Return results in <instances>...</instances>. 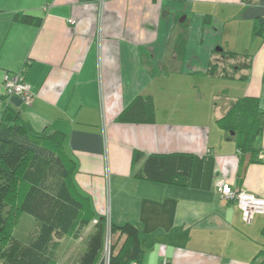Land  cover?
Segmentation results:
<instances>
[{"label":"crops","instance_id":"obj_1","mask_svg":"<svg viewBox=\"0 0 264 264\" xmlns=\"http://www.w3.org/2000/svg\"><path fill=\"white\" fill-rule=\"evenodd\" d=\"M18 13L42 22L17 21ZM259 15L264 0H0V108L17 111L36 133L65 134L74 182L96 214L132 221L142 240L154 241L141 264L264 261V214L245 223L216 189L225 180L264 197V131L251 162L218 124L228 104L264 94ZM218 48L248 54L239 59L252 67L235 78L208 74ZM21 70L31 105L5 95L4 74ZM140 95L148 118L117 121ZM136 151L144 157L133 163ZM152 153L192 154L189 184L139 178ZM95 223L82 241L54 238L57 264L81 257Z\"/></svg>","mask_w":264,"mask_h":264},{"label":"trees","instance_id":"obj_2","mask_svg":"<svg viewBox=\"0 0 264 264\" xmlns=\"http://www.w3.org/2000/svg\"><path fill=\"white\" fill-rule=\"evenodd\" d=\"M16 20L35 25L42 22L25 13H18ZM253 33L264 42V16L255 18ZM217 54L218 59L211 60L208 74L235 78L237 70L252 67V61L239 59L248 58V54L223 49ZM232 59L236 62L227 61ZM231 105V109L218 119V124L233 133L243 156L255 161L260 151L256 141L264 131V94L245 97ZM148 107L147 99L140 95L117 121H144L148 118ZM65 144L63 132L46 127L36 133L17 111L10 107L0 108V264H57L53 256L57 248L54 238H78L94 219L96 223L83 254L71 264H107L105 252L109 235L108 264H141L154 241L142 240L140 228L132 221L119 225L96 214L89 196L76 187L73 175L77 163L67 153ZM143 157L142 152L136 151L133 163ZM193 163L194 156L188 153H152L146 157L137 176L186 186L190 182ZM11 211L17 213L16 221L24 213L35 217L38 229L29 240L18 239L11 231L7 236L10 226L15 224L9 218ZM122 237L125 239L120 245ZM256 261L257 257L252 264H264V261Z\"/></svg>","mask_w":264,"mask_h":264},{"label":"built area","instance_id":"obj_3","mask_svg":"<svg viewBox=\"0 0 264 264\" xmlns=\"http://www.w3.org/2000/svg\"><path fill=\"white\" fill-rule=\"evenodd\" d=\"M70 22L73 23V20ZM3 84L6 96H19L23 103L31 105L34 100V93L25 78V70L5 73ZM216 189L222 198L232 201L238 206L245 223H251L257 214H264V197H260L244 189H235L230 182L225 180L217 181ZM110 245L111 238L109 235L106 240L105 252L107 264L109 263ZM162 264H169V262L164 258Z\"/></svg>","mask_w":264,"mask_h":264},{"label":"rangeland","instance_id":"obj_4","mask_svg":"<svg viewBox=\"0 0 264 264\" xmlns=\"http://www.w3.org/2000/svg\"><path fill=\"white\" fill-rule=\"evenodd\" d=\"M183 17V16H182ZM181 19V18H179ZM190 20H188L187 22L184 23V28L186 29L187 33L190 30ZM221 47V46H220ZM223 49V48H222ZM225 50V49H224ZM229 51V50H226ZM227 61H231V62H236V60H227ZM22 71V70H21ZM20 72V71H19ZM232 103L228 104L225 108L224 114L231 109V105ZM223 114V115H224ZM9 218L11 221H14L15 224L12 226H10L9 231L7 232V236L10 234V231L12 232V234H14V237L27 241L29 240L36 232V230L38 229V222L36 221L35 217H33L32 215L28 214V213H24L21 216L18 217L17 219V213L15 211H11L9 213ZM12 227V228H11ZM81 236H79L78 238H80ZM69 238V237H68ZM70 238H73L70 236ZM75 238V237H74ZM80 241H82V238H80ZM113 241H116V237H114ZM121 243V241H119V244Z\"/></svg>","mask_w":264,"mask_h":264},{"label":"water","instance_id":"obj_5","mask_svg":"<svg viewBox=\"0 0 264 264\" xmlns=\"http://www.w3.org/2000/svg\"><path fill=\"white\" fill-rule=\"evenodd\" d=\"M221 48H218V50H220Z\"/></svg>","mask_w":264,"mask_h":264}]
</instances>
